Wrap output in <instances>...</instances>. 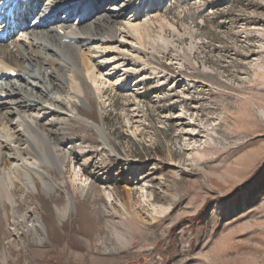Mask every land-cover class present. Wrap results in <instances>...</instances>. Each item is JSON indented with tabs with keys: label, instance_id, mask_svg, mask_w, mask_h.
Instances as JSON below:
<instances>
[{
	"label": "rangeland",
	"instance_id": "rangeland-1",
	"mask_svg": "<svg viewBox=\"0 0 264 264\" xmlns=\"http://www.w3.org/2000/svg\"><path fill=\"white\" fill-rule=\"evenodd\" d=\"M145 9L150 39L166 44L134 55L88 46L103 71L130 70L123 86L87 93L76 118L53 120L55 137L73 154L63 173L50 171L58 189L13 190L17 218L28 210L39 216L49 238L37 244L25 222V243L16 244L14 209L0 202V264H264V0H137L126 16ZM110 49L122 62L110 66ZM32 67L11 79L37 83ZM178 79L183 84L173 87ZM47 110L42 115L53 117ZM179 112L194 124V139L174 123ZM74 166L85 168L95 192L106 186L117 200L82 197ZM67 193L75 205L59 222L55 205ZM170 204L152 220L155 205Z\"/></svg>",
	"mask_w": 264,
	"mask_h": 264
},
{
	"label": "bare ground",
	"instance_id": "bare-ground-1",
	"mask_svg": "<svg viewBox=\"0 0 264 264\" xmlns=\"http://www.w3.org/2000/svg\"><path fill=\"white\" fill-rule=\"evenodd\" d=\"M107 1L109 5L104 7L102 3ZM136 1L0 0V202H9L14 209L12 214L16 224L11 229L16 244L25 243L20 231L25 222L37 244H44L49 238L47 225L39 216L29 214L28 210L22 219L17 218L13 190L15 186H19L32 194L40 189L50 196L58 189L59 185L50 171L56 169L63 173L72 152L55 137L53 120L64 123L76 118L79 103L87 101L89 97L85 99L87 93L95 91L100 95L105 88L115 89L123 86L125 81L129 68L117 70L115 66L113 70L103 71L104 64L95 62L101 56H94L95 52L88 46L118 47L135 54L139 49H150L151 52L156 50L158 42V46L166 44L164 38L158 39V42L154 39L156 43L150 39V10H140L126 16ZM87 5L86 12L80 14L81 18L71 16L75 11H85ZM68 10L71 13L69 15L65 14ZM8 27H13L14 36L17 34L15 39ZM115 53L114 49L106 51L110 66L121 61ZM173 61L178 67L182 66L183 61L178 58ZM26 63L38 70L37 74H32L37 82L35 84L29 85L28 81L16 82ZM80 69L87 71L86 76L80 75ZM9 73H15L16 79H11ZM159 80L161 86L166 84L165 75ZM182 84L183 81L178 79L173 87L177 88ZM45 106L53 117L42 115ZM182 114L179 112L172 117L174 123L187 140L191 137L194 139V124ZM74 170L76 171L75 166ZM79 170L80 172H75V178L82 173L79 178L83 185L82 197L95 200L98 196H105L110 202L117 200L115 191L106 186L95 192V184L86 176L85 168L80 167ZM127 197H132L130 189H127ZM119 203L123 210L130 212L128 201L124 203L120 200ZM74 205V196L68 193L64 205H55L59 222L68 218ZM171 207V204L155 205L152 220L155 221L158 214L169 211ZM136 214L139 219L146 221L139 211L136 210ZM116 249L118 248L112 247L108 252ZM2 259H6L5 254H2Z\"/></svg>",
	"mask_w": 264,
	"mask_h": 264
}]
</instances>
